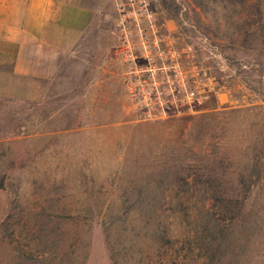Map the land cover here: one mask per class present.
I'll use <instances>...</instances> for the list:
<instances>
[{
    "label": "rangeland",
    "instance_id": "rangeland-1",
    "mask_svg": "<svg viewBox=\"0 0 264 264\" xmlns=\"http://www.w3.org/2000/svg\"><path fill=\"white\" fill-rule=\"evenodd\" d=\"M56 1L57 74L0 66V264H264V0Z\"/></svg>",
    "mask_w": 264,
    "mask_h": 264
},
{
    "label": "crops",
    "instance_id": "crops-1",
    "mask_svg": "<svg viewBox=\"0 0 264 264\" xmlns=\"http://www.w3.org/2000/svg\"><path fill=\"white\" fill-rule=\"evenodd\" d=\"M93 13L56 0H0V66L14 78H53Z\"/></svg>",
    "mask_w": 264,
    "mask_h": 264
}]
</instances>
